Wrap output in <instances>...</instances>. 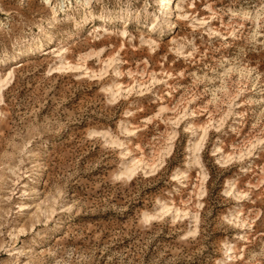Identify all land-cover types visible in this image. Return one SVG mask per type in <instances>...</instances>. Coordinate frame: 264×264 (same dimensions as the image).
Returning <instances> with one entry per match:
<instances>
[{"label":"rangeland","instance_id":"374dc122","mask_svg":"<svg viewBox=\"0 0 264 264\" xmlns=\"http://www.w3.org/2000/svg\"><path fill=\"white\" fill-rule=\"evenodd\" d=\"M0 264H264V0H0Z\"/></svg>","mask_w":264,"mask_h":264},{"label":"bare ground","instance_id":"6f19581e","mask_svg":"<svg viewBox=\"0 0 264 264\" xmlns=\"http://www.w3.org/2000/svg\"><path fill=\"white\" fill-rule=\"evenodd\" d=\"M4 80H5V79H4ZM3 85H4V84H3ZM124 173H125L128 177L132 176L133 173H134V168H132V167H130V168H126V170L124 171Z\"/></svg>","mask_w":264,"mask_h":264}]
</instances>
